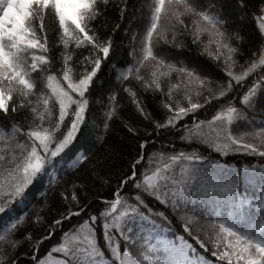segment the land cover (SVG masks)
<instances>
[{"label": "snow or ice", "instance_id": "1", "mask_svg": "<svg viewBox=\"0 0 264 264\" xmlns=\"http://www.w3.org/2000/svg\"><path fill=\"white\" fill-rule=\"evenodd\" d=\"M138 2L0 0V264H264V0Z\"/></svg>", "mask_w": 264, "mask_h": 264}, {"label": "trees", "instance_id": "2", "mask_svg": "<svg viewBox=\"0 0 264 264\" xmlns=\"http://www.w3.org/2000/svg\"><path fill=\"white\" fill-rule=\"evenodd\" d=\"M129 3L130 4H136V6L139 7L138 0H129ZM238 21H239V23H241L244 26V28L247 30V32H251L252 31L253 22H252L251 17H249L247 15L241 16V17H238ZM125 24H127V21H125ZM120 36L123 39L124 43L126 44L127 43V37L125 36L124 32H121L120 33ZM201 115L203 116V113ZM114 135H115V138H116V142L117 143H121L122 142L124 145H126L128 143L127 140H123L122 141V134L119 133L118 131H114ZM244 159L245 158L243 156H237V157H235V160L234 161H230V162H242V161H244ZM49 243H55V239H53ZM48 247H49V244H45L44 247L41 249V251L43 252ZM53 258L55 259V256ZM24 259H30V257H26ZM22 264H23V262H22Z\"/></svg>", "mask_w": 264, "mask_h": 264}]
</instances>
